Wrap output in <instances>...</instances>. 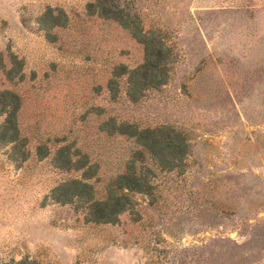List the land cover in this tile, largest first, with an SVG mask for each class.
<instances>
[{
  "label": "rangeland",
  "instance_id": "obj_1",
  "mask_svg": "<svg viewBox=\"0 0 264 264\" xmlns=\"http://www.w3.org/2000/svg\"><path fill=\"white\" fill-rule=\"evenodd\" d=\"M90 1L0 0V92L20 96L12 141L0 114V264H264V0H122L167 53L142 88L144 45ZM120 123L187 153L135 160ZM129 160L141 190L92 220Z\"/></svg>",
  "mask_w": 264,
  "mask_h": 264
},
{
  "label": "trees",
  "instance_id": "obj_2",
  "mask_svg": "<svg viewBox=\"0 0 264 264\" xmlns=\"http://www.w3.org/2000/svg\"><path fill=\"white\" fill-rule=\"evenodd\" d=\"M121 3H123L122 0H93L87 3L86 13L117 22L123 28L128 29L132 36L144 45V62L138 68L133 69L130 75L132 79L135 75H144V82L138 83L139 80L136 81V86L140 84L139 88L143 86H157L165 81V65H163L162 69L160 66L163 64L162 61L165 60L167 53H164V50L161 49L162 43L158 45L157 40H155V43L149 40V35L147 36L144 33L136 15L131 13ZM156 48L158 49L157 52L154 51ZM160 74L162 77L157 78ZM19 106L20 96L17 92L11 89L0 92V114L6 115L5 123L2 127L4 131L3 135L5 137L9 131L12 132L10 137L11 141L17 138L19 133L17 123ZM126 127L125 123H120L113 127V131L135 137L136 143L140 145V148L133 153L134 157H132L135 160L137 156L147 152L157 160L159 166L162 168H171V160H181L187 153L188 143L180 131L165 126H160L156 129L133 128L131 131H126ZM127 167L128 171L126 173L119 174L107 184L106 197L93 202L94 210L100 216L92 220L111 222L114 220L116 214L124 208L128 196L123 193L118 194L116 191L122 188H125L127 191L141 190L142 183L137 177L133 161L129 160ZM71 185L83 188L88 187L87 183L76 179L72 181ZM73 195L76 197L79 196L78 193H73ZM22 264L28 263L23 262Z\"/></svg>",
  "mask_w": 264,
  "mask_h": 264
}]
</instances>
